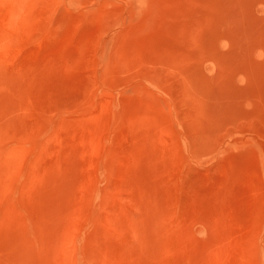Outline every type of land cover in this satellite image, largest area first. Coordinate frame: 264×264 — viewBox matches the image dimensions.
<instances>
[{"label":"rangeland","instance_id":"rangeland-1","mask_svg":"<svg viewBox=\"0 0 264 264\" xmlns=\"http://www.w3.org/2000/svg\"><path fill=\"white\" fill-rule=\"evenodd\" d=\"M0 264H264V0H0Z\"/></svg>","mask_w":264,"mask_h":264},{"label":"bare ground","instance_id":"bare-ground-1","mask_svg":"<svg viewBox=\"0 0 264 264\" xmlns=\"http://www.w3.org/2000/svg\"><path fill=\"white\" fill-rule=\"evenodd\" d=\"M138 2V1H137Z\"/></svg>","mask_w":264,"mask_h":264}]
</instances>
